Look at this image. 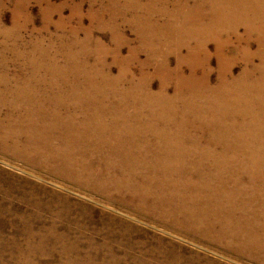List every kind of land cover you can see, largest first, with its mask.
<instances>
[{
	"label": "rangeland",
	"instance_id": "1",
	"mask_svg": "<svg viewBox=\"0 0 264 264\" xmlns=\"http://www.w3.org/2000/svg\"><path fill=\"white\" fill-rule=\"evenodd\" d=\"M263 110L264 0H0V264H264Z\"/></svg>",
	"mask_w": 264,
	"mask_h": 264
},
{
	"label": "bare ground",
	"instance_id": "2",
	"mask_svg": "<svg viewBox=\"0 0 264 264\" xmlns=\"http://www.w3.org/2000/svg\"><path fill=\"white\" fill-rule=\"evenodd\" d=\"M235 4V3H234ZM235 10V9H234ZM228 14V13H227ZM248 17V16H247ZM173 18V17H172ZM197 20V19H196ZM148 21V20H147ZM200 33V32H199ZM240 40V39H239ZM227 62V61H226ZM252 66V65H251ZM84 67V66H83ZM85 70V69H84ZM83 73H84V71H83ZM24 74V73H23ZM39 79V78H38ZM189 79V78H188ZM200 82V81H199ZM232 84V83H231ZM231 86V85H230ZM154 87V86H153ZM2 89V88H1ZM26 89V88H25ZM139 89V88H138ZM263 89V88H262ZM35 93V92H34ZM93 95V94H92ZM229 95V94H228ZM39 97V96H38ZM32 99V98H31ZM101 102V101H100ZM211 102V101H210ZM217 111V110H216ZM264 111V110H263ZM75 112V111H74ZM225 113V112H224ZM31 114V113H30ZM230 115V114H229ZM86 117H88V116H86ZM229 118V117H228ZM90 119V118H89ZM227 119V118H226ZM188 121V120H187ZM52 127V126H51ZM123 128V127H122ZM7 129V128H6ZM194 129V128H193ZM60 130V129H59ZM92 132V131H91ZM137 132V131H136ZM43 143V142H42ZM200 143V142H199ZM28 145V144H27ZM48 146V145H47ZM142 147V146H141ZM150 147V146H149ZM122 148V147H121ZM143 148V147H142ZM151 148V147H150ZM184 148V147H183ZM166 149H168V148H166ZM181 149V148H180ZM115 150V149H114ZM148 150V149H147ZM120 151V150H119ZM128 151H130V150H128ZM172 151V150H171ZM113 152V151H112ZM115 152V151H114ZM117 152V151H116ZM124 152V151H123ZM122 152V153H123ZM150 152V151H149ZM160 152V151H159ZM200 152V151H199ZM120 153V152H119ZM126 153V152H125ZM130 153V152H129ZM198 153V152H197ZM151 154H152V156H154L155 154H156V150H155V148H153L152 150H151ZM161 154V153H160ZM170 155H171V153H169ZM205 154V153H204ZM28 155V154H27ZM122 155V154H121ZM120 155V156H121ZM169 155V156H170ZM173 155H174V152H173ZM210 155V154H209ZM218 155H219V153H218ZM137 156V155H136ZM196 156V155H195ZM217 156V155H216ZM116 157V156H115ZM160 157V156H159ZM158 157V158H159ZM193 157V156H192ZM201 157V156H200ZM117 158V157H116ZM133 157H131V159H132ZM199 158V157H198ZM209 158V157H208ZM155 159V158H154ZM216 159V158H215ZM48 160V159H47ZM209 160V159H208ZM123 161V160H122ZM176 161V160H175ZM178 161V160H177ZM126 162V161H125ZM136 162V161H135ZM206 162V161H205ZM162 163V162H161ZM197 163V162H196ZM159 164V163H158ZM163 164V163H162ZM207 164V163H206ZM161 166V165H160ZM161 167H163V166H161ZM222 167V166H221ZM224 167V166H223ZM137 168V167H136ZM194 170V169H193ZM202 170V169H201ZM243 170V169H242ZM222 171V170H221ZM220 171V172H221ZM199 172H200V170H199ZM164 173V172H163ZM225 176V175H224ZM166 177V176H165ZM215 177V176H214ZM201 179V178H200ZM211 179V178H210ZM226 180V179H225ZM225 180H224V182H225ZM228 181V180H227ZM235 182V181H234ZM233 183V182H232ZM235 184V183H234ZM102 185V184H101ZM101 185H100V187H101ZM215 185V184H214ZM213 185V186H214ZM229 185V184H228ZM103 186V185H102ZM110 186V185H109ZM106 188V187H105ZM119 188V187H118ZM173 188V187H172ZM208 188V187H207ZM99 189V188H98ZM115 189V188H114ZM105 190V189H104ZM196 193V192H195ZM230 193V192H229ZM228 193V194H229ZM223 194V193H222ZM227 194V193H226ZM239 197V196H238ZM246 198V197H245ZM27 199V198H26ZM225 199V198H224ZM260 200V199H259ZM253 201V200H252ZM256 202V201H255ZM264 202V201H263ZM42 203V202H41ZM226 206V205H225ZM262 206V205H261ZM227 209V208H226ZM228 209H230V208H228ZM232 209V208H231ZM258 209H260V208H258ZM262 209V208H261ZM254 216V215H253ZM250 217V216H249ZM193 219V218H192ZM246 221V220H245ZM205 224V223H204ZM228 225V224H227ZM87 227V226H86ZM89 227V226H88ZM89 228H91V227H89ZM98 228V227H97ZM81 229V228H80ZM84 229V228H83ZM92 229V228H91ZM98 230H100V229H98ZM207 230V229H206ZM247 230V229H246ZM78 231V230H77ZM105 231V230H104ZM55 232V231H54ZM81 232H82V230H81ZM106 232V231H105ZM110 232V231H109ZM215 232V231H214ZM43 233V232H42ZM52 233V232H51ZM115 233V232H114ZM47 234V233H46ZM74 234V233H73ZM72 234V235H73ZM94 234V233H93ZM105 234H107V233H105ZM54 235V234H53ZM60 235V234H59ZM92 235V234H91ZM115 235V234H114ZM120 235H121V232H120ZM123 235V234H122ZM227 235H229V234H227ZM233 235V234H232ZM254 235V234H253ZM41 236V235H40ZM45 236V235H44ZM68 236V235H67ZM80 236H81V234H80ZM103 236V235H102ZM113 236V235H112ZM119 236V235H118ZM52 237V236H51ZM72 237V236H71ZM87 237V236H86ZM115 237H117L116 235H115ZM41 238V237H40ZM57 238V237H56ZM77 238H78V235H77ZM85 238V237H84ZM92 238V237H91ZM94 238H95V236H94ZM105 238V237H104ZM107 238V237H106ZM110 239H111V237H109ZM263 238V237H262ZM47 239V238H46ZM45 239V240H46ZM70 239H72V238H70ZM74 239V238H73ZM117 239V238H116ZM225 239V238H224ZM36 241H37V239H35ZM48 240V239H47ZM59 240H61V239H59ZM69 240V239H68ZM67 240V241H68ZM81 240V239H80ZM89 240H90V238H89ZM93 239H91V241H92ZM120 240V239H119ZM251 240V239H250ZM55 241V240H54ZM84 241V240H83ZM95 241V240H94ZM96 241H98V240H96ZM116 241V240H115ZM123 241V240H122ZM227 241V240H226ZM87 242V241H86ZM99 242H101V241H99ZM256 242V241H255ZM69 243V242H68ZM72 243V242H71ZM73 243H74V241H73ZM91 243V242H90ZM89 243V244H90ZM93 243V242H92ZM49 244V243H48ZM52 244H54V243H52ZM52 244H50V245H52ZM58 244V243H57ZM64 244V243H63ZM85 244V243H84ZM88 244V245H89ZM66 245V244H65ZM95 245V244H94ZM102 245V244H101ZM105 245V244H104ZM115 245V244H114ZM127 245H128V243H127ZM49 246V245H48ZM68 246H70V245H68ZM84 246V245H83ZM91 246H92V244H91ZM115 246H118V245H115ZM114 246V247H115ZM129 246H130V244H129ZM132 246V245H131ZM256 246V245H255ZM58 247V246H57ZM111 247V246H110ZM123 247V246H122ZM43 248V247H42ZM87 248V247H86ZM99 248V247H98ZM140 248V247H139ZM242 248V247H241ZM41 249V248H40ZM51 249V248H50ZM52 249H53V247H52ZM76 249H78L77 247H76ZM143 249V248H142ZM44 250V249H43ZM66 250V249H65ZM69 250V249H68ZM87 250V249H86ZM116 250V249H115ZM119 250V249H118ZM130 250H131V248H130ZM264 250V249H263ZM42 251V250H41ZM76 251H78V250H76ZM103 251V250H102ZM106 251V250H105ZM108 251V250H107ZM46 252V251H45ZM66 252V251H65ZM84 252V251H83ZM88 252H89V250H88ZM95 252V251H94ZM111 252V251H110ZM118 252H120V250L118 251ZM121 252H122V250H121ZM84 253H86V252H84ZM165 253V252H164ZM167 253V252H166ZM254 253H256V252H254ZM80 254H82V253H80ZM88 254V253H87ZM109 254V253H108ZM111 254H112V252H111ZM120 254V253H119ZM124 254V253H123ZM132 254V253H131ZM160 254V253H159ZM95 255V254H94ZM167 255V254H166ZM259 255V254H258ZM261 255V254H260ZM76 256V255H75ZM88 256V255H87ZM99 256V258H101L100 257V255H98ZM115 256V255H114ZM132 256V255H131ZM154 256V255H153ZM156 256H157V254H156ZM83 257V256H82ZM93 257V256H92ZM110 257V256H109ZM130 257V256H129ZM134 256H132V258H133ZM160 257V256H159ZM163 257V256H162ZM169 256H167V258H168ZM259 257V256H258ZM94 258V257H93ZM93 258H91V259H93ZM165 258V257H164ZM170 258V257H169ZM87 259V258H86ZM90 259V260H91ZM110 259V258H109ZM112 259V258H111ZM97 260V259H96ZM102 260V259H101ZM104 260V259H103ZM160 260H162V259H160ZM98 261V260H97ZM121 261H122V259H121ZM125 261V260H124ZM159 261V260H158ZM168 261V260H167ZM171 261V260H170ZM174 261H175V258H174ZM93 262H94V260H93ZM116 262V261H115ZM176 262V261H175ZM96 263V262H95ZM98 263H100V262H98ZM139 263V262H138ZM157 263V262H156ZM174 263V262H173ZM110 264V263H109ZM126 264V263H125ZM134 264H136V263H134ZM146 264H147V262H146Z\"/></svg>",
	"mask_w": 264,
	"mask_h": 264
}]
</instances>
